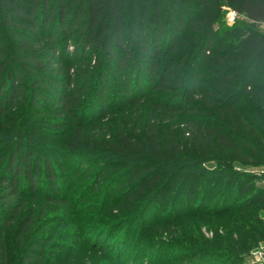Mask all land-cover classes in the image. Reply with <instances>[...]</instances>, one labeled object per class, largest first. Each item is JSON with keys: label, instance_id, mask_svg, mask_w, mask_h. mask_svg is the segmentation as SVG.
<instances>
[{"label": "trees", "instance_id": "obj_1", "mask_svg": "<svg viewBox=\"0 0 264 264\" xmlns=\"http://www.w3.org/2000/svg\"><path fill=\"white\" fill-rule=\"evenodd\" d=\"M122 1L0 0V136L8 137L2 143L3 150L9 152L5 175L0 178V200L15 201L20 190L32 199L40 196L45 203H67L68 197L38 195V189L47 186L54 191L57 174L64 173L59 168L67 163L74 164L77 173L89 168L81 157L95 164L102 162L106 170L123 167V173L129 172L123 182L130 183L131 189L121 192V201L109 194L103 205L102 212L107 210L109 216L111 211L127 214L134 206L130 201L143 197L146 191L153 190L149 198L163 202L178 182L182 187L174 190L175 210L180 209L177 204L182 192L191 203L198 189L192 186L195 181L204 180L202 200H213L223 181L219 209L197 213L218 220L215 230H222L206 245L209 251L200 253L235 264L252 249L264 247V185L255 186L254 177L234 170V163L264 164V32L257 29V23L264 21V0H130L129 17ZM137 2L151 5L154 24L146 23L147 8L138 7ZM159 2L168 8L164 6L162 11ZM175 2L179 5L176 18L171 11ZM223 5L244 19L218 33L214 23ZM163 12L172 21L169 27L163 22ZM226 37L229 45L225 47L222 39ZM99 62L114 75L112 81L119 88L115 95L118 109L147 106L145 118L133 123L124 119L127 125L119 128L115 138L108 137L106 145L94 137L84 142L80 136L71 145V152L76 151L69 152L71 155H58L48 147L46 153H35L31 141L37 129L28 131L25 125L38 121L32 107H40L42 90L49 85L55 86L57 116L80 122L78 109L85 102L94 114L111 109L112 101L107 103L104 98L109 81L105 73L92 93L90 89V99L87 94L80 97L92 87L86 82L89 72L81 70ZM77 77L83 78L82 84L74 82ZM179 126L183 127L182 140L175 131ZM84 145L88 148H82ZM92 146L103 152L88 155ZM115 177L124 178L120 173ZM163 179L169 186L157 197L161 188L154 189ZM188 181L191 188H187ZM232 184L233 193L243 195L228 208L225 199ZM20 206L13 202L0 226V264H11L14 249L8 247L3 232ZM46 212L40 211L38 218H45ZM75 215L83 217L80 212ZM190 215L182 218L196 216ZM34 221L31 211L21 233L29 232ZM46 224L45 220L38 233L43 234L46 228L50 235L34 245V252L23 264L41 262L46 254L47 258L54 256L53 245H49L54 232ZM107 230L91 236V244L84 240L89 251L95 246L100 251L88 258L90 264H98L101 254L118 264L127 251L124 239H112L105 246L113 228ZM103 232L108 234L106 239ZM87 262L80 259L73 264Z\"/></svg>", "mask_w": 264, "mask_h": 264}, {"label": "rangeland", "instance_id": "obj_2", "mask_svg": "<svg viewBox=\"0 0 264 264\" xmlns=\"http://www.w3.org/2000/svg\"><path fill=\"white\" fill-rule=\"evenodd\" d=\"M122 3L126 16H131L129 12L131 1L123 0ZM146 4L145 2L142 4L139 2L136 3L138 7L142 5L147 8L146 23L152 25L155 22V20L152 19V8L151 5L147 6ZM175 4L176 6L171 10L174 18L177 17V6H179L176 2ZM158 5L162 11H165V5L162 4V2H159ZM169 5L171 4L169 3ZM165 7L168 8L167 6ZM227 9L231 8L223 5L219 18L214 23V27H219L217 30L218 33H221L224 27H231L237 22H243L244 18L242 17L230 20L227 16ZM162 17L166 26L169 27L172 25V21L166 15V12H163ZM183 22H185V18ZM227 41L228 37L223 38L222 45L225 47L229 45ZM161 44L163 45V43ZM99 63L98 65L92 63L91 65L83 67L84 69L80 68L83 74L89 72V74L87 73L86 82H91L90 85L92 86L87 90V93L83 92L80 97L82 98L86 96L84 94H87V97H89L88 99H90L92 90L98 83L99 76L101 73H105L109 81L104 98L107 103L112 101L111 109L108 111L106 110V113L103 111L104 113L102 112V114H94L96 112L89 107L88 102H85L81 103L78 109L79 114H82L81 116L79 115L80 122L74 121L66 115L57 116L54 114L57 108L54 103L57 99L52 90L55 86L49 85V87L42 90L43 97L40 98V107H32V110L35 111L33 117L38 121L34 123L33 126L32 123L25 125L28 131L37 129L36 133L32 135L33 140L31 141L35 153H46V147H48V149L58 153V155H71V153L76 152H71V145H73L75 140L80 136L85 138L84 142H88L90 137H94L99 139L100 143L106 145L107 138H115L119 128L124 124L127 125L128 122L133 123L138 119L145 118L148 112L147 106L143 107L141 110L128 109L122 111V109H118L119 104L116 101L115 95L119 93V88L112 81L114 75H111L112 73H109L101 62ZM82 81L83 78L77 77L74 82L82 84ZM90 89L91 93H89ZM26 92H28L30 97L29 90ZM12 117L13 116L8 119ZM124 119H127L128 122H125ZM2 126L0 127L1 130L3 128ZM80 129H82V133L78 134L77 130ZM182 129L183 127L179 126L175 130L177 136L181 140ZM3 140H8V137L3 135L0 136V178L2 175H5V164L9 157V152L5 149L3 150ZM184 141L186 140L184 139ZM85 147L88 148V146L85 145L82 148L85 149ZM102 152L103 149L99 148V146H92L90 150H87L88 155ZM82 155L86 154L82 153ZM60 157L61 161L65 163L66 159L62 158L64 156ZM85 158L81 157L79 160L89 167L87 168L88 170L85 168V170H81L77 173L75 172V165L67 163L59 168L61 171H64V173L57 174L56 182L58 185L54 191L47 186H45V188L39 187L38 189V195L44 196L49 194L68 197V202L65 204L59 202L53 204L45 203V200L40 198V196L32 199L27 195V191L22 193L18 189L19 197L15 201L17 204L21 205V208L13 218V221L3 232L8 247L11 248V250L12 248L14 249L13 255L10 256L11 264H23L25 257L32 251L34 252V250H32L34 245L41 242L45 235H50L46 231V228L42 232L43 234H40L41 232L38 233L45 220L47 229H51V231L54 232L53 240L51 244H49L53 245L51 247V254L53 253L54 256L47 258L46 254L44 260L42 259V261L38 263L37 261L30 262L31 264H73L74 261L80 259L87 262L92 254L97 255L100 251L97 248L98 246H95L92 252L89 251V245H85V243L91 244V240H88L91 236H94L99 230L104 231L108 228H113V230L111 232V239L108 238L105 246L112 239H124L127 242L128 249L121 256V260H119L118 264H228L225 258L200 253L202 251H209L206 245L215 238V232L218 234L222 233L221 229H218V231L215 230L218 220L198 214L209 213L219 209L218 207H220V204L217 203L220 202L218 197L223 189V181L216 188L215 195L212 198L213 200H202L201 195L205 188L204 180L200 182L195 181L192 186H197L198 189L192 196L191 203L188 202L185 198V193L182 192L177 204L180 209L175 210L174 207L176 202L174 190L177 191L182 187L181 183L178 182L173 192H171L163 202L155 200L154 198H149L153 190L146 191L143 197L137 196L130 201L134 206L127 214H120L119 211H111V216H109V214H105L107 210L102 212L103 205H105V203L107 204L106 199L109 197V194L112 193L113 200L119 199V201H121V199H123L121 192L131 189L130 183L123 182L128 178L129 172L125 171L123 173L122 171L125 170L123 167H119L117 170H106L102 162L95 164ZM53 161H55V159H53ZM234 170L242 175L254 177L255 186L264 185V164L254 166L251 164L234 163ZM197 171L198 170H196V172ZM119 173L123 174V180L119 177H115V175ZM113 178L114 180L109 183ZM120 183L124 184L121 185L120 188H116ZM168 186V182L164 179L160 180L154 190H158L159 188H161V190L157 191L158 194L155 196H161ZM190 186L191 184L188 181L187 188H191ZM233 187L234 184L229 187L226 194L227 199H225V207L228 208L235 205L236 201L240 200L243 195L238 196L234 194L232 190ZM1 189L2 186L0 185V190ZM0 197H2L1 192ZM15 201L0 200V226L4 222V218H7L9 214L8 207ZM201 203L203 204L201 205ZM187 204H189V206H186ZM180 206L187 207L188 209L181 208ZM43 209H47L45 218H38V213ZM31 211L35 213L34 225L28 226L29 232L21 233L23 228L22 225H24L25 220L30 216ZM78 212H80V215H83L82 218H76L75 213ZM187 214H196V216L194 218H182V216ZM179 217L181 219L175 222V219ZM103 233L104 236L102 237L106 239L108 234L105 232ZM77 235L79 238L75 237ZM20 240H22V242H20ZM259 250L264 251V247H256L250 251V254ZM199 256L201 258H199ZM98 257V264H113L111 263V258L104 256V254H101V256L98 255ZM246 260L247 256L245 259L235 264H246ZM27 264H29V262ZM87 264H90V261H88Z\"/></svg>", "mask_w": 264, "mask_h": 264}, {"label": "built area", "instance_id": "obj_3", "mask_svg": "<svg viewBox=\"0 0 264 264\" xmlns=\"http://www.w3.org/2000/svg\"><path fill=\"white\" fill-rule=\"evenodd\" d=\"M227 16L229 17L230 20L242 17L239 13H237L235 10L232 9H227ZM257 29L260 32H264V21L257 23ZM247 263L246 264H264V251L259 250L252 252L248 257H247Z\"/></svg>", "mask_w": 264, "mask_h": 264}]
</instances>
